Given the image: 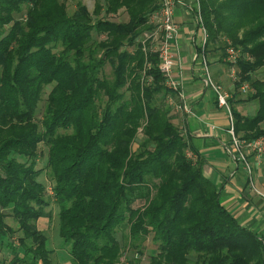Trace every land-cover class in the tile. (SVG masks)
Returning a JSON list of instances; mask_svg holds the SVG:
<instances>
[{
    "label": "trees",
    "instance_id": "obj_1",
    "mask_svg": "<svg viewBox=\"0 0 264 264\" xmlns=\"http://www.w3.org/2000/svg\"><path fill=\"white\" fill-rule=\"evenodd\" d=\"M66 5L0 0V264H54L37 226L51 203L70 264H264V238L224 209L172 122L174 95L143 37L159 1ZM198 5L204 54L223 60L224 40L241 49L234 88H251L241 102L256 111L231 110L235 135L264 137V78L251 77L264 66V0ZM119 11L127 19L111 20Z\"/></svg>",
    "mask_w": 264,
    "mask_h": 264
},
{
    "label": "crops",
    "instance_id": "obj_2",
    "mask_svg": "<svg viewBox=\"0 0 264 264\" xmlns=\"http://www.w3.org/2000/svg\"><path fill=\"white\" fill-rule=\"evenodd\" d=\"M174 2L173 20L178 26L176 58L179 61V67L174 69L181 73L182 92L189 113L171 110L172 122L181 130L188 151L195 156L204 177L219 190L224 209L242 228L264 238V201L252 190L248 177L234 160L227 133V112L218 107L198 60L203 37L198 0ZM206 61L213 80L233 98L234 85L227 76L223 60L207 54ZM209 125L216 128L211 130ZM248 159L254 163L253 156L249 155ZM251 179L254 187L264 193V158L260 166H253Z\"/></svg>",
    "mask_w": 264,
    "mask_h": 264
},
{
    "label": "built area",
    "instance_id": "obj_3",
    "mask_svg": "<svg viewBox=\"0 0 264 264\" xmlns=\"http://www.w3.org/2000/svg\"><path fill=\"white\" fill-rule=\"evenodd\" d=\"M159 8L153 12L149 17V24L153 27L150 33L143 35L144 41H148L151 45L153 53L158 55L159 69L164 79V86L170 90L174 97L167 98V103L171 110L175 112L189 113L188 106L185 102V96L182 92V76L179 70L174 69L179 67V61L176 58L177 44L176 37L178 26L173 20L174 0H158ZM200 15V14H199ZM199 22L202 26V43L198 60L202 67L205 82L214 94L218 107L224 109L228 115L229 128L227 133L230 137L232 152L234 154L235 162L241 166L244 173L248 177V182L252 190L264 201V193L257 190L251 179L253 166H260L264 158V137H260L251 141H242L234 133L233 117L229 108V93L219 83L213 80L204 54V46L207 40V33L204 29L201 18ZM240 57L237 50L233 49L230 45L225 49V64L227 65V73L232 80V83L237 81L236 63ZM177 76V77H176ZM243 93L249 92L247 85H243L240 89ZM209 129L214 130V125H209ZM249 155L253 156L254 163L249 161ZM187 157L195 162V156L187 152Z\"/></svg>",
    "mask_w": 264,
    "mask_h": 264
},
{
    "label": "rangeland",
    "instance_id": "obj_4",
    "mask_svg": "<svg viewBox=\"0 0 264 264\" xmlns=\"http://www.w3.org/2000/svg\"><path fill=\"white\" fill-rule=\"evenodd\" d=\"M64 2H66V4H67L66 8L68 9L69 13H71L74 10L75 2H81L83 5L86 6L87 10L91 14H93V12H94L95 0H64ZM110 17L112 18L111 20H119V21H124L127 19V15L124 13V11H119L116 15H111ZM223 42H227V43H225L227 47L230 44V43H228L227 40L226 41L224 40ZM239 50H241V49H238V51ZM239 53H240V51H239ZM223 63L225 64V54L223 56ZM226 67H227V65H226ZM103 75L110 78L111 68L108 64H106L103 68ZM227 76L232 83V80L229 77V74H227ZM251 77L252 78H258V77L264 78V66L259 67L255 73L251 74ZM233 85H234V83H233ZM248 88L251 91V88L249 86H248ZM233 91L234 92L231 93L232 96H233V94H234V96H236L235 94L237 92L235 91V88L233 89ZM249 92L243 93L241 91V93H237V97H235V99H234V97L231 98V95L229 93L228 103H229L230 110L236 109L237 111H241V113H243L244 115H247V116L253 115L256 111L255 102H253V101L245 102V103L241 102L242 100L247 99V94ZM240 94H241V97H240ZM239 102H241V103H239ZM237 107L239 109H237ZM231 114H232V112H231ZM44 164H45V161L39 159L37 161L36 169L37 170H43V168L45 166ZM39 179L41 182L44 183V186L46 188L45 189L46 198L50 199L52 192L50 190L51 184L48 180V177L44 174V172H42V174L39 176ZM47 211H49L51 214L50 219L44 218V219L39 220L37 226L40 230H43V232L48 237L47 246H48V249L52 252V255H51L52 262L54 264H69L68 263V261H69L68 246L64 244L63 240L60 238V235H59L58 208L53 203H51L49 208H47ZM7 222L11 228H15L16 223L11 218L8 219ZM7 246H8V243L6 242V240H3L2 245H0V258L5 257L6 251L4 248ZM144 250H145L144 255H145V260H146L149 257V253H150V246L147 242H146Z\"/></svg>",
    "mask_w": 264,
    "mask_h": 264
}]
</instances>
